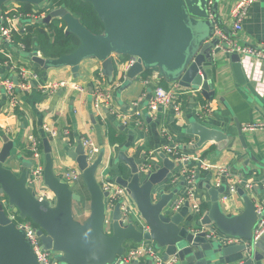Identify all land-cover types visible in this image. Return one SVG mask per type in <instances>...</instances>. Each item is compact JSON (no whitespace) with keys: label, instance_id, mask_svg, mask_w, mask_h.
<instances>
[{"label":"water","instance_id":"water-1","mask_svg":"<svg viewBox=\"0 0 264 264\" xmlns=\"http://www.w3.org/2000/svg\"><path fill=\"white\" fill-rule=\"evenodd\" d=\"M45 1L48 0H0V14L8 2L42 4ZM86 1L93 4L104 23L103 33L90 31L63 3L50 9L42 23L62 19L66 23V33L75 34L79 45L73 52L56 58L34 55L35 63L43 68L70 66L78 73L83 60L95 57L103 62L106 74L111 76L114 71L112 55H124L134 58L126 72L129 81L148 69H157L172 85L211 98L212 78L205 64L212 61L211 51L218 39L212 38L214 23L209 15V0ZM211 8L216 17L218 0H214ZM232 60L239 81H244L238 54H232ZM14 80L17 82V76ZM237 127L244 141L241 125L238 123ZM188 132L198 136V146L214 140L222 150L230 141L227 134L196 119H192ZM4 142L0 151V264H41L11 212L22 219H30L38 227L44 248L53 251L62 264H136V261H126L124 254L130 243L142 241H152L164 250V259L176 255L178 260L174 264H212L221 257L244 251L247 252L244 264L258 262L264 257V236L254 244L226 245L212 235L220 232L251 240L256 222L264 215V210L257 211L256 199L244 189H238L244 209L228 215L220 199L226 187H209L211 205L202 217L192 214L188 201L175 211L170 204L178 189L169 191L171 185L162 187V184L168 180L176 163L164 153L160 155L163 165L155 163L154 169L145 174L134 157L121 152L119 159L129 170L126 175L120 172L115 181L126 189L138 211L124 224L122 200L115 203L109 216L106 200L109 191L103 189L96 177L104 151L90 162L80 141L77 149L68 152L78 164L90 198V214L80 222L75 218L74 203L81 208L84 196L55 172L50 140L43 139V178L54 199L39 197L34 184L29 182L33 161L23 160L17 171L18 160L11 156L14 141L5 137ZM263 189L264 186H259L255 191L264 207Z\"/></svg>","mask_w":264,"mask_h":264},{"label":"crops","instance_id":"crops-1","mask_svg":"<svg viewBox=\"0 0 264 264\" xmlns=\"http://www.w3.org/2000/svg\"><path fill=\"white\" fill-rule=\"evenodd\" d=\"M48 1V3L33 4L31 7L40 9L51 6L52 2ZM236 1L218 0L216 18L227 31L232 29L231 9ZM15 4L10 3L6 7L14 9ZM16 5L20 7L19 3ZM44 17L38 19L36 24L32 23V26L43 25ZM32 21L33 19L25 17L13 20L11 23L12 26L25 29L15 31L14 41L3 45L10 58L0 54L4 57L3 61L0 59V75L15 77L20 68H27L37 71L43 82L70 80L86 87V90L78 92L62 89L49 95L34 83L29 91L18 92L19 103L11 107L4 91L0 88V151L4 146L5 137L14 141L11 156L18 160L17 171L23 160L33 161L30 150L31 139L40 140L42 146L45 137L50 140L55 172L59 176L64 177V173L70 169L79 170L77 162L68 152L77 149L83 137H89L99 148V153L104 151L102 163L96 173L98 182L101 185L108 184L115 187L120 186L116 183L115 177L120 172L126 175L129 170L119 159L121 152L128 157H134L139 165L146 157H151L156 166H162L163 159L160 155L163 153L161 152L163 147L176 143L179 144L181 154L189 160L187 162L173 160L164 153L175 161L176 165L162 187L171 185L169 191L178 189L175 198L181 196L186 189L187 183L181 172L188 166L195 167L197 171L193 186L194 199L205 204L207 209L211 205L209 187L224 186L226 192L230 181L236 182L238 188L236 193L229 195L227 199H222V207L226 214L234 215L243 211L244 203L238 193L240 188L250 197L255 198L258 206L262 205L263 202H259L260 197L255 188L264 186V130L248 131L243 127L251 122L264 121V63L257 65L256 60L238 54L245 78L240 82L233 68L232 54L222 49L216 50L212 61L205 64L212 78L211 98L206 99L205 96L190 91L183 97L182 113L178 117L171 107H162L155 112L148 110L147 101L151 98L154 88L162 85V81L168 87L172 84L162 77L157 69H148L129 81L126 75L130 59L128 56L112 55L114 71L111 76L106 74L103 62L95 57L83 60L79 65L78 73H74L70 66L43 68L38 65L32 60V56H46L41 53L36 37L31 35L32 52L26 51V46L19 40L20 36L27 34V28L31 26ZM237 38L242 44L264 45V0H257L250 6ZM244 59L259 69L255 75L253 71L250 72L249 63L247 64ZM98 83L106 87L111 95L110 104L104 103L105 105L99 109L93 103V90ZM134 100L142 101L143 120L140 124L134 117L127 122L122 118V115L128 116L135 111L132 105ZM208 104L209 109L205 110V105ZM192 119L227 134L230 138L227 147L220 150L214 140L198 146V136L188 132ZM238 123L241 125L244 141L240 139ZM45 125L58 131L70 128L69 138L61 134L50 137L44 129ZM110 127L117 135L124 136L123 142L116 144L109 142ZM202 162L209 165L207 170L200 169ZM222 170L229 172V177L222 176ZM173 176L176 179L170 183ZM71 185H74L73 188L84 196L81 208L76 202L74 203L75 218L82 222L90 214V198L82 178ZM221 195L220 199L223 196ZM261 196L264 197V194ZM46 198L54 199V195L48 191ZM131 203L134 204L132 200ZM207 209L202 210L204 212ZM108 211L111 216L112 209ZM159 252L163 256L164 250L159 249ZM262 252L264 253L263 250ZM260 255L263 256L262 253ZM246 256L245 251L236 252L221 257L217 263L212 264H244L247 260ZM134 261L137 262L136 264H153L148 258ZM252 264H264V257L258 262L253 261Z\"/></svg>","mask_w":264,"mask_h":264},{"label":"built area","instance_id":"built-area-1","mask_svg":"<svg viewBox=\"0 0 264 264\" xmlns=\"http://www.w3.org/2000/svg\"><path fill=\"white\" fill-rule=\"evenodd\" d=\"M257 0H237L231 9V20H232V29L230 31H227L217 20L215 17V14L212 12L211 5L213 4L214 0L208 1L209 6V15L210 19L214 23V34L212 36L213 39H218V43L213 47L211 51V57L214 58L216 54V50L222 49L225 52L229 54H240L244 55L246 57H249L253 60H256L257 65L264 63V45L263 46H255L250 44H242L238 40V34L243 28L244 20L248 14V11L250 9V6ZM10 3H16L17 2H8L5 5H8ZM14 5L15 9H18L17 5ZM57 7L51 4V6L44 7V8H33L31 11H28L26 13L19 12V13H9L10 11L14 9H8L5 14H0L1 19V27H0V54H4L7 56V58H10L3 45L4 44H10L14 41L13 34L15 31H18L20 27L18 26H12L13 20H17L19 18H29L33 19L32 22H30V25L32 23H37L38 19H42L50 9ZM45 10L41 12V10ZM36 21H35V20ZM34 24V25H35ZM14 27V28H13ZM22 27V26H21ZM25 28L20 29L24 30ZM244 61L248 64L249 61ZM134 62V58H130L128 60L127 66L129 67ZM249 69L250 72L253 71L254 75L258 72L257 67H253L252 63H249ZM17 82L14 80V76L12 75H0V88L4 91L9 105L11 107H15L18 105V92L19 91H29L34 83H37V87L41 89L44 93H47L49 95L55 94L58 91L62 89L66 90H74L78 92H84L86 90V87L82 86L81 84H78L74 81L70 80H58V81H51V82H43L40 78V74L32 69L27 68H20L17 73ZM191 90L188 88L181 87L179 85L173 84L169 88H166L162 85H157L154 90L151 98L147 101V108L151 112L157 111L160 107H171L174 113L179 117L182 113V101L183 97L189 94ZM110 98L111 95L109 93V90L104 87L103 85L99 84L94 88L93 90V103L96 108H101L104 103L107 105L110 104ZM132 105L135 107V111L128 116L122 115L123 120L127 122L131 118H136L137 122L140 124L143 120L142 115V101L140 100H134L132 101ZM209 109V104L205 105V110ZM245 130L248 131H256V130H264V121H258V122H251L243 127ZM44 129L49 133L50 137H57L59 134L65 136L66 138H69L70 135V128H64L61 131H58L57 129H53L48 127L47 125L44 126ZM82 142L85 146L86 153L88 155V159L90 162L96 159V155L99 153V148L97 145L90 139L89 137H83ZM30 150L32 151V158L33 163L30 168L29 173V182L33 183L35 186L36 191L39 194L40 198L46 197V193L49 191L47 186L44 183L43 178V169H44V153H43V147L41 146L40 140L36 138L31 139L30 144ZM163 153L169 155L173 160H184L188 161L189 159L181 154L179 144H167L163 147L162 151ZM153 160L151 157H146L144 161L139 165V169L143 173H147L150 170L154 169ZM209 165L206 162H202L200 165V169L207 170ZM222 176L229 177V172L226 170H222ZM196 168H190L186 166L181 174L185 177L186 180V189L184 193L181 196H177L172 202H171V208L175 211L181 209V207L184 205L186 201L190 204V209L194 215H197L199 217H202L203 210L200 206V202L194 199L193 194V186L195 183L196 178ZM62 177V176H61ZM64 180L72 184L74 181H78L81 179V172L76 169H70L64 173V177H62ZM176 179L175 176H173L170 180V183ZM220 184H218L219 186ZM104 190L109 191V196L106 198L107 200V206L108 209H112L115 203H117L119 200H122L121 202V212H122V220L123 223L126 224L130 221L132 215H137L138 211L134 204L131 203V199L129 195L126 192V189L122 186H110L108 184L102 185ZM238 188V184L234 181H230L229 188L226 192L222 193L221 201L222 199H227L229 195L236 193ZM49 193H51L49 191ZM258 205V204H257ZM264 210L263 205L257 206V211L261 213ZM12 218L16 224V226L20 229H23L25 232V237L31 244L33 251L36 255V258L39 263L41 264H62L57 258L56 254L49 250L44 248V245L42 243V240L40 238V235L38 234V227L33 223L30 222L28 219H22L18 217V214H13ZM214 233V232H213ZM214 236H217L220 241L223 244H239L242 242L245 243H256L263 235H264V215L258 219L256 222L254 229H253V236L251 240H243L241 238L226 235L223 233H215L212 234ZM148 258L152 260L153 264H174L177 262V256L172 255L169 256L167 259H164L161 253L159 252V248L156 247L155 243L152 241H142L140 243H130L126 249V252L124 254V259L126 261H134L137 259H143Z\"/></svg>","mask_w":264,"mask_h":264},{"label":"trees","instance_id":"trees-1","mask_svg":"<svg viewBox=\"0 0 264 264\" xmlns=\"http://www.w3.org/2000/svg\"><path fill=\"white\" fill-rule=\"evenodd\" d=\"M54 6L65 4L67 9L95 34H101L104 31V23L99 18L94 6L86 0H50ZM20 8L10 11L9 13H26L31 11L30 3H19ZM6 5L2 7V13L7 11ZM45 10H41L43 12ZM27 34L20 36L19 40L26 46V51L32 52V34L36 37V43L39 46L41 53L46 57H60L62 55L73 52L79 45V38L73 33H66V23L62 19H55L48 24L34 25L27 28ZM3 61L4 57L0 55ZM162 86L169 88L165 82H161ZM109 142L111 144L121 143L124 141V136L116 134V131L110 127L108 129ZM43 146V141H42ZM203 172V171H201ZM83 182V181H82ZM84 184V183H83ZM201 208L207 209L205 204H200Z\"/></svg>","mask_w":264,"mask_h":264},{"label":"rangeland","instance_id":"rangeland-1","mask_svg":"<svg viewBox=\"0 0 264 264\" xmlns=\"http://www.w3.org/2000/svg\"><path fill=\"white\" fill-rule=\"evenodd\" d=\"M49 1H45L44 3H48ZM72 187L74 186V185H71ZM18 216V215H17ZM19 217V216H18ZM30 222H32L30 219H28Z\"/></svg>","mask_w":264,"mask_h":264}]
</instances>
